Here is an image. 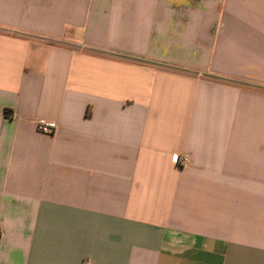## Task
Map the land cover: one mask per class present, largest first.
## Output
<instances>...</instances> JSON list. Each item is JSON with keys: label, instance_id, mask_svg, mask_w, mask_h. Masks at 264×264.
Masks as SVG:
<instances>
[{"label": "crops", "instance_id": "crops-1", "mask_svg": "<svg viewBox=\"0 0 264 264\" xmlns=\"http://www.w3.org/2000/svg\"><path fill=\"white\" fill-rule=\"evenodd\" d=\"M0 264H264V0H0Z\"/></svg>", "mask_w": 264, "mask_h": 264}, {"label": "built area", "instance_id": "built-area-1", "mask_svg": "<svg viewBox=\"0 0 264 264\" xmlns=\"http://www.w3.org/2000/svg\"><path fill=\"white\" fill-rule=\"evenodd\" d=\"M35 129L42 134L52 135L55 132V125L52 122L45 120L44 118H37L35 121ZM176 163L179 166H185L188 164V157L182 156L176 158Z\"/></svg>", "mask_w": 264, "mask_h": 264}]
</instances>
